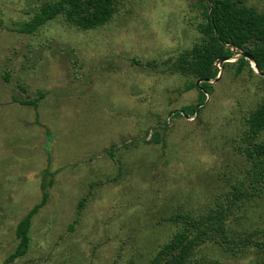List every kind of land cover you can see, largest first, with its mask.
Here are the masks:
<instances>
[{
    "label": "rangeland",
    "instance_id": "obj_1",
    "mask_svg": "<svg viewBox=\"0 0 264 264\" xmlns=\"http://www.w3.org/2000/svg\"><path fill=\"white\" fill-rule=\"evenodd\" d=\"M44 1L0 0V264L18 245L17 225L42 201V185L48 204L34 218L28 255L13 264H151L180 228L172 217L199 218L235 187L257 184L244 152L264 77H236L231 60L200 116L174 119L198 101V91L187 90L193 79L173 65L201 40L205 2L117 0L113 20L96 30L59 16L34 35L17 32ZM245 1L264 13V0ZM38 91L47 94L38 111L20 103ZM165 122L161 144L143 143ZM228 226L264 241V189L234 209ZM218 240L191 263L264 258Z\"/></svg>",
    "mask_w": 264,
    "mask_h": 264
},
{
    "label": "trees",
    "instance_id": "obj_2",
    "mask_svg": "<svg viewBox=\"0 0 264 264\" xmlns=\"http://www.w3.org/2000/svg\"><path fill=\"white\" fill-rule=\"evenodd\" d=\"M116 1L46 0L33 17L22 24L17 32L23 35H34L40 28L59 16H64L70 23L83 31L96 30L113 20L117 14ZM200 3L204 4L202 6L204 20L197 26V31L202 35V38L190 51L183 52L173 65V70L176 73L193 79L187 90L196 89L199 93L196 105L181 109L184 116L194 114L200 116L205 108L207 97L212 96L215 91L212 82L217 79L220 73L217 66L218 61L235 57L231 46L235 50L249 54L264 71V13L248 6L245 0H200ZM0 26H3L1 17ZM227 64L229 63H225L224 66ZM236 66V77L241 76L245 71L254 74L250 61L246 58L236 61ZM8 79L5 78L7 81ZM198 81H201L200 86L197 85ZM46 95V93L38 91L35 99L20 103L38 111L39 104ZM182 113H176L174 119L183 116ZM247 124L246 142L248 148L244 153L247 161L253 165L259 175L257 184H250V187L245 184L238 188L235 187L231 196L224 203L199 218L188 215L172 217L171 222L178 224L180 228L172 240L162 247L151 264H192L191 259L196 251L213 236H217L219 239L217 242L222 248L232 249V251L242 249L245 252L247 248L253 247L258 249L259 254L262 252L264 257V241H257L256 234L239 238L238 234L228 226L234 209L254 200L264 189V140H258L264 133V100L256 110L250 113ZM167 125L168 123L165 122L164 126L158 125L150 128L146 137L151 136V140L147 141L145 138L142 140L143 143L147 145L161 144L162 139L157 130L166 128ZM137 142L139 141L133 140L120 147L114 146L107 151V155L114 161L118 151ZM42 191V201L17 225L18 245L4 264H13L28 255L31 249L34 218L48 204L50 197L47 186L42 185ZM261 264H264V258Z\"/></svg>",
    "mask_w": 264,
    "mask_h": 264
},
{
    "label": "water",
    "instance_id": "obj_3",
    "mask_svg": "<svg viewBox=\"0 0 264 264\" xmlns=\"http://www.w3.org/2000/svg\"><path fill=\"white\" fill-rule=\"evenodd\" d=\"M231 49H232L233 53H235V57L232 59H222V60L218 61L217 66L220 68V73H219V76L217 77V79L212 82L213 84L218 83L221 80L223 72H224V64L225 63L230 62L231 60L238 61L240 58H246L247 60H249L253 71L256 74L264 77V71H262L260 69V67L257 65L256 61L249 54L244 53L241 50H235V48L233 46H231ZM200 84H201V81H198L197 85L200 86ZM207 102L208 101H206V103ZM199 107H201V106H199ZM178 112L182 113L181 110H177V111H174L173 113H171L170 117L174 116ZM182 115H184V114L182 113ZM186 117H189V116H186Z\"/></svg>",
    "mask_w": 264,
    "mask_h": 264
}]
</instances>
